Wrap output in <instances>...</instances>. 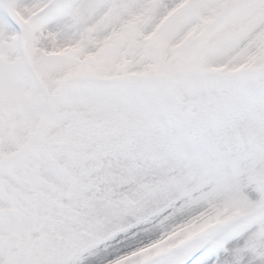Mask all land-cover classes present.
Wrapping results in <instances>:
<instances>
[{
	"label": "snow or ice",
	"instance_id": "1",
	"mask_svg": "<svg viewBox=\"0 0 264 264\" xmlns=\"http://www.w3.org/2000/svg\"><path fill=\"white\" fill-rule=\"evenodd\" d=\"M0 264H264V0H0Z\"/></svg>",
	"mask_w": 264,
	"mask_h": 264
}]
</instances>
